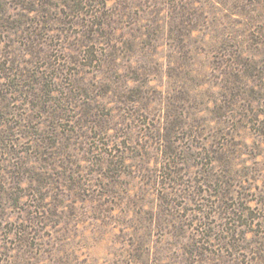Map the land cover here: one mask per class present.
Listing matches in <instances>:
<instances>
[{
    "label": "rangeland",
    "instance_id": "374dc122",
    "mask_svg": "<svg viewBox=\"0 0 264 264\" xmlns=\"http://www.w3.org/2000/svg\"><path fill=\"white\" fill-rule=\"evenodd\" d=\"M0 264H264V0H0Z\"/></svg>",
    "mask_w": 264,
    "mask_h": 264
}]
</instances>
